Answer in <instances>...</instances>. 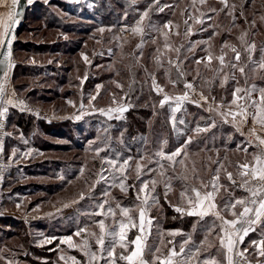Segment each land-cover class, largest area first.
I'll use <instances>...</instances> for the list:
<instances>
[{
    "label": "snow or ice",
    "instance_id": "1",
    "mask_svg": "<svg viewBox=\"0 0 264 264\" xmlns=\"http://www.w3.org/2000/svg\"><path fill=\"white\" fill-rule=\"evenodd\" d=\"M43 2L47 4L49 0ZM72 2L79 3L80 0ZM131 2L135 4L136 0ZM217 2L220 5L218 8L208 6L207 0H191L192 11L189 12L187 8L181 11V16L186 17L183 20V37L187 39V44L176 45L172 39L173 36H181L178 22L167 20L160 25L152 23L147 25V28L156 33L155 38L151 39V43L156 45L152 57L155 69L152 71L141 62L148 35L144 21L150 17L153 9L163 13L166 8L173 6L161 5L160 0H152L134 26L121 29L127 33L117 38L123 41L119 45L121 58L124 56L123 48L130 37L138 38L135 50L130 54L134 58V64L126 65L128 71L132 73L134 67L143 69L146 74L145 82L150 80V90L161 97L158 101L159 108L164 109L167 106L170 111L167 122L171 132L183 139L179 146L169 147V138L164 136L157 141V147L151 153H141L138 150L136 157L133 155L125 157L111 145L113 140L110 135L111 125L100 129L101 134H98L95 140L89 141L90 148L93 145H103L92 148L93 159L100 158L101 165L94 173L95 179L90 184L86 182L87 191H79L76 198L62 203V207L78 204L86 198L95 200L94 192L98 186L108 187L102 188L101 197L92 205L93 211L82 213L89 218L88 224L80 226L78 221L76 230L70 235L57 237L39 234L43 237L38 241L41 247L59 241L56 247L51 249L58 252L56 264H264V87L258 86L255 82L257 79L264 82V42L259 45V59H256L258 45L250 38L254 35L251 29L255 27L256 20L253 19L247 29L241 28L237 23L240 18L246 24L249 23L245 14L247 0H242L239 6L230 3L229 0ZM24 3L31 6L35 0H0V157L5 155L4 138L13 135L6 130L10 110L30 112L36 117L41 115L40 110L33 109L12 86V74L17 66L14 43L18 39L17 28L22 22ZM252 3L255 4V0H252ZM203 7H208V12L202 11ZM209 12L212 15H208ZM222 13L230 18V26L226 31L232 34L235 28L239 30V34L235 37L236 43L226 39L217 52L214 39L221 35V32L219 25L212 21L213 15L218 17ZM259 19L264 22V14L260 15ZM209 30L211 35L206 40L190 39L197 33ZM96 31L102 34L106 29L100 27ZM200 46H203L204 55L197 58L195 53ZM137 51L139 55H136ZM185 51L191 55H186ZM108 52L112 54V49L109 48ZM79 55L85 65L91 66L92 61L85 52L81 51ZM93 55L97 53L93 52ZM190 59L196 65L195 75L191 81L188 80L189 74L184 68L185 62ZM30 62L36 64L35 58ZM51 62L50 60L49 63ZM115 65L116 61H113L109 70L119 76L120 71ZM201 66L214 74L211 79L203 80ZM158 72L164 74L166 83L163 85L157 79ZM237 72L244 80V86H239ZM76 79L81 85L79 105L77 106L71 99L67 100V104L78 114L74 112L70 117L58 118L80 120L85 115L93 113H99L109 121L125 118L124 114L132 107L127 103L128 92H124L119 98L116 93H111L110 103L97 108L94 102L100 95L103 85H96L95 93L88 95V103L85 105L82 85L88 79V72L85 71L83 77L78 75ZM197 80H203V84L208 86L207 95L203 87L197 90ZM217 80L219 86L225 90L230 80L236 82L237 86L231 91L230 100L221 97L218 102L211 94L212 86ZM112 83L123 91L124 85L119 81L114 80ZM135 83V74L132 73L129 92ZM181 84L183 90L180 92L170 93L166 90L168 86L175 90ZM189 103L207 113L206 117L200 116L195 121L194 127H189L186 119L185 106ZM153 107L155 108V105ZM223 125H230L234 133L243 137L234 150L225 147L223 156L219 148H213L211 150L213 154L205 156H201V153L207 152V147L200 149L199 152L189 151L190 145L198 142L202 135ZM13 128L15 129V125ZM234 133L228 135L229 141L234 139ZM123 136L124 132H121L116 138L121 145L124 144ZM20 139L25 145L28 144L23 133L20 134ZM141 139L147 144L146 137L142 136ZM229 151L239 154L235 161L229 158ZM34 152L32 148L26 151L18 147L11 148L7 160L0 159V183L5 179V171L13 163L18 164L22 159L32 156ZM101 153L105 155L101 157ZM86 168V163L80 167L77 180L85 175ZM130 178L135 183L129 184ZM60 179L63 180L64 177L61 176ZM222 179H226L227 185L222 183ZM174 181L181 184L179 202L175 204L168 200L169 193L173 192ZM68 183L71 184L72 181L69 180ZM161 185L164 189L163 198L177 214L181 217L196 218L192 225L193 233L199 227L205 226L203 238L198 243L193 239L192 233H185L179 228L166 232L157 228L156 238L159 243L149 245L154 221L150 213L153 207L159 206L158 188ZM112 188H118L124 195H127L130 189L134 190L133 206H123L112 195L110 191ZM236 190L243 194L237 196ZM222 192L225 195H221ZM16 207L20 208L21 204H17ZM36 210L33 209V212ZM209 217L212 218L210 224L206 220ZM250 234H258V238H250L247 245L242 247L245 245V238L250 237ZM176 237L182 239L177 242ZM61 245L66 248H62ZM212 250H215V255ZM72 251L79 253L80 258L71 254ZM5 252L10 253L12 258L5 255ZM249 253L254 258L250 257ZM14 257L15 253L11 249H0V264H19Z\"/></svg>",
    "mask_w": 264,
    "mask_h": 264
},
{
    "label": "rangeland",
    "instance_id": "2",
    "mask_svg": "<svg viewBox=\"0 0 264 264\" xmlns=\"http://www.w3.org/2000/svg\"><path fill=\"white\" fill-rule=\"evenodd\" d=\"M260 1L264 3V0H257L258 4L256 2L255 4L251 2L250 6L257 8V6H260ZM151 2L152 0H136V3L132 4L131 0H80L79 3H74L71 0H50L45 4L43 0H38L35 4L31 5L32 10L27 15V19L24 22V31L18 35L19 43L15 50V58L17 62L19 61L22 64V66L21 68H16V73L19 74L20 72H24L25 74H31L34 69H37V71L33 72L31 75L20 76L14 82H24L22 90H18V93L22 98L27 100L28 104L33 109H39L41 115L40 117H36L30 112L22 113L17 109L10 110L12 121L11 123H7V131L12 132L13 135L5 138L4 160H7V155L10 154L11 148L13 147H18L22 151L32 148L35 152L32 156L22 159L18 164L13 163L7 169L1 187L2 192L0 191V197H2L3 200V205L2 207L0 206V209L7 214L6 217L0 221V249H11V251L15 253L14 258L19 261V264H56L58 252L52 251L51 249H54L59 241L56 240L53 241L51 245H44L41 247L39 246L38 241L43 237L39 234L43 233L44 236L57 237L69 235V233H73V229H76L78 221L80 226L89 223V218L82 215V213L93 211V203L97 202L101 197L102 188H107L108 186H98L94 192L95 200L86 198L78 204L70 205L67 208L62 207V203L76 198L79 191H87L86 182L90 184L92 180L95 179L94 173L98 171L101 166L100 158L93 159V151L89 152L84 149H79L77 146L90 148L89 141L95 140L97 135L101 134L99 130L104 126L111 125V127H113L112 134L117 135V138L120 136L121 132H124V129H121L119 125L124 119H113L109 121L99 113H93L91 115H85L80 120L64 118V121L68 122L66 132L70 136L66 137L57 128L58 125H53L54 129L48 128V130H44V126L41 127L35 123L25 127L24 123L27 120L25 114L34 116L32 122H35V119L39 118L51 120L56 117H70L74 112L78 114V112H76L71 106L69 108L67 107L66 110H63V107H61L57 111H54L53 106L56 101H59V99L55 97V93L69 90L73 97H75V102L78 106L80 102L81 85L76 77L78 75L83 77L85 71L88 72V79L82 85L85 105L88 103V95L90 93H95V87L97 84L103 85L100 95L94 102L97 108L105 107L110 103L111 93H116L118 98L123 96L124 92H126L125 89L127 88L129 90L128 86L131 80L129 81V78L120 80L119 78L121 77V74L117 76L118 81L124 85V89L121 91L114 83H112L114 80L105 77L109 72L107 65L110 62H113L118 53L117 49H119V45L123 43L121 39L117 38L123 37L127 34L122 32L121 29L134 26L139 19L140 14ZM213 2H216V0H207V5L211 7V4L209 3ZM229 2L235 3L239 6L242 0H229ZM160 3L161 5L169 4L173 6L171 8H166L161 15H164V13L169 11L171 16L175 15L177 18L180 16V5H176V0H160ZM188 3L191 5V0H188ZM187 9L189 12L192 11L191 6ZM201 10L208 12V7H203ZM110 11L118 14V16H112L109 14ZM127 11L129 14H126ZM152 14L153 16H156L155 14H160V12L153 9V11L150 12V16ZM106 15L110 16L109 18L112 19L116 18L119 25L116 28L109 25H100V22L103 21L102 18ZM153 16L152 18H154ZM54 17H58L60 23L64 24L67 28L69 27L71 31L57 28L56 23H53ZM185 18L186 17L183 16L182 21ZM147 20L148 19L146 18L144 21L146 28L148 25ZM155 22L154 19L152 24H155ZM205 26H207V24ZM77 27L88 31L85 34L82 33L83 31L76 32L74 29ZM100 27L106 29L102 34L96 31L97 28ZM109 28L112 30L107 31ZM133 39H135L134 43L136 45L138 38L130 37L129 41ZM50 41L53 42L50 44L51 46L58 47L59 49L64 47L68 48V46L72 47L77 42L81 45L83 50L88 51L85 53L92 61L91 66L85 65L81 57H79L81 60V63H79L80 65L70 68L69 72L65 71L62 69V64L65 58L63 54L58 55L57 53L48 50L42 53L38 51L41 44L40 42ZM97 41L100 42L98 43ZM109 48L112 49V54H109ZM80 52H78V54H80ZM93 52L97 53V55H93ZM100 53H102V55ZM32 58H35L36 64L30 62ZM255 58L259 59V54H257ZM50 60L52 61L51 63H49ZM97 65H100L101 67H97ZM51 68H53L54 71L49 70ZM236 76L237 79L240 78L239 72L236 73ZM60 79L61 81L66 80L64 83H61ZM239 81V86H244V80L242 79ZM229 83L230 84L227 87L229 90L226 88L228 92L226 91L225 94H230L237 86L235 81L230 80ZM167 90H170V93L173 91L180 92L183 90V85L181 84L180 87L175 90L172 88ZM28 91H31L32 94L25 97V93ZM36 94L50 96L53 101L43 102L37 100L35 98ZM205 94L207 95L206 92ZM160 98L161 97L158 98V101ZM230 99L231 95L228 100ZM127 103L132 105L130 97L127 98ZM185 107L187 121L189 124L192 123L195 125V121L203 115L199 113L197 118L192 120L189 118L192 110L189 109L188 106ZM53 113H55V116H53ZM205 115L207 116L206 112ZM124 117L126 118V113L124 114ZM17 119L21 120L23 126L18 127L14 124V121ZM13 125H15V129L13 128ZM148 126L150 127L151 125L149 124ZM229 127L231 126L229 125ZM21 133H23V137L27 139V145H25L20 139ZM233 133L234 131L230 134ZM173 135V141L179 140L174 133ZM228 135L224 136L226 140H228ZM89 136L91 137L88 138ZM211 138L212 137L209 138V135H207L206 139L211 141ZM242 140L243 137L241 138L238 133H234L233 141L236 144L240 143ZM115 141L118 143L117 139ZM93 146L103 145L98 144ZM122 146L124 147L125 143ZM155 149L156 148H153L152 151ZM104 155L105 153H101V157ZM88 157H91V161L95 160L97 166H95L96 164L93 165L91 162L88 164ZM85 163L87 164L86 169L93 171V173L88 176L84 175L81 179L77 180L76 177L79 175V169L84 166ZM75 171L76 173H74ZM72 173L76 174L75 178L69 179L68 174ZM61 176L64 177L63 180L60 179ZM69 180L72 181L71 184L68 183ZM222 182L225 185L228 183L226 179H222ZM128 183L132 184L135 183V181L133 180L132 183L128 181ZM53 191L55 193L48 197ZM110 191L116 200H118L123 206H133L135 203V191L132 189L129 190L127 195L121 193L118 188H112ZM45 197L48 198V200L46 199L47 201L43 200ZM17 204H21V207L17 208ZM160 207V204L158 207H153L150 215L152 216V212L159 210ZM69 208L70 210L68 212L59 215L58 219L51 223V216L48 215L49 212L54 211L63 213ZM33 209L37 210L33 212ZM57 209H60V211H57ZM194 222L195 221H193V223ZM157 228H153L154 233L152 232L153 237L149 238V245H154L157 241ZM160 230L164 232L167 231ZM134 231L135 230H133V232ZM182 231L185 233H192L193 239L197 241V243L204 235V230L200 231V229L194 233L192 228L188 231ZM130 235L132 234L130 233ZM74 239H76V237H74ZM181 239L182 237H176L177 242ZM158 243L159 241L156 244ZM61 247L66 248L64 245H61ZM47 251H52V255L49 259L48 256L45 255L48 254L45 253ZM71 254L77 255V257L80 258V254L75 251H72ZM5 255L12 258L8 252H5Z\"/></svg>",
    "mask_w": 264,
    "mask_h": 264
},
{
    "label": "trees",
    "instance_id": "3",
    "mask_svg": "<svg viewBox=\"0 0 264 264\" xmlns=\"http://www.w3.org/2000/svg\"><path fill=\"white\" fill-rule=\"evenodd\" d=\"M37 1L38 0H36L35 3ZM247 2L248 3H246V6H245V14L248 16L249 23L246 24L242 18L238 19L237 23L240 25L241 28L247 29L250 27L251 21L253 19L256 20L255 27L251 29V32L254 33V35L250 36V38L255 40V42L258 45V50L255 54V56H256L257 54H259V45L262 42H264V22H262L259 19L260 15L264 14V3L262 1H260L259 2L260 6H257V8H254V7L250 6V4L252 2L251 0L247 1ZM255 2L258 4L257 0H255ZM209 4H211V7H217V8L220 7L217 0H216V2L209 3ZM176 5H180V9H179L180 16L178 18L175 15L171 16V13L169 11H167L166 13H164V15H161V13H160V14H155L156 16H153V14H152L149 18H147L148 19L147 21L149 24V23H153L154 19H155V21H156L155 24H157V25H160V24L166 22L167 20H173L174 22H178L180 24L181 36L180 37L173 36L172 39L176 45H179L180 43L187 44V42H188L187 39H185L183 37L184 24L182 21L183 16H181V11L185 8H188L190 6V3H188V0H176ZM31 10H32V7L28 5V7L26 9L25 18L23 21V27H22L21 32L24 31V26H25L24 22L27 19V15L30 13ZM109 14H111L112 16L116 15V17L118 16V14L112 13V11H110ZM126 14H129V12L127 11ZM208 15H212V13L209 12ZM237 15H239V12H237ZM152 16L154 18H152ZM109 17L110 16H107V15L104 16V18H102L103 21L100 22L101 23L100 25H109L113 28H116L119 25L116 18L112 19ZM212 22L219 25V31L221 32V35L215 37V39H214L215 50L217 52L219 51L220 45L226 39L232 43H236L235 37H236V35L239 34V30L233 28L232 34H229L226 31V29L230 26V18L229 17H227L223 13L220 14V16H218V17L213 15V21ZM53 23H56V27L61 29V30L67 29V30L71 31L69 29V27L67 28L64 24L60 23V19L58 17H54ZM67 30H65V31H67ZM74 31H76V32L83 31L82 33L85 34L88 30H82L81 28L77 27L76 29H74ZM172 31L174 32L175 29H172ZM146 32L148 33V35L146 36V43H145L144 48H143L144 56H143L141 62L149 68V71H152L155 69V65L153 63L152 57H153V54L155 52L156 45H153L151 43V39L155 38L156 33L152 32L151 29H149V28H146ZM209 35H211V30H209L208 32H204V33H197V34L193 35L192 37H190V39L193 41L206 40ZM18 39H17V42L15 44L14 51L17 49V45L19 43ZM161 41H162V38H161ZM134 42H135V39H133V40L129 41L127 44H125V46L123 48V52H124L123 58H121V55H120L121 49L119 47V49H117L118 53L113 60V61H116L115 67L117 69H119V71H120V74H121V77L119 78L120 80H124V79L129 78V81H130L132 79V73L135 74V80H136V83L133 85L132 91L129 92V90L127 88L125 89V91L129 93L128 97H130V101L132 102V107H130V109L126 112V118H124L123 122H121L119 124L121 129H124V136H123L124 143H125L124 147L115 141L117 138V135L112 134L113 127L110 128V135L113 137L111 145L113 146V148L117 149L122 154H124L125 157L127 155H133L134 157H136L138 150L141 153H143V152L149 153L150 151L153 150V148L157 147V141L159 139L163 138L164 136H167L169 138V142H170L169 147L179 146V142H181V140L183 139V138H179V140L173 141L174 135L171 132L170 126L167 122L170 111L167 108V106L164 109H160L159 104L157 105L159 97L153 91L150 90V87H149L150 80L148 82H145L146 74L143 71V69L139 68V67H134L132 70V73H130L128 71L126 65L134 64V58L130 55L135 50V46H134L135 43ZM40 43L41 44H40L39 49H38L39 52L42 53V52L48 50V51L55 52L58 55L63 54L65 56L63 64H62L63 65L62 69H64L67 72L70 71V68L80 65L79 63H81V60L79 58L80 55L78 54V52H80L81 50L83 52H86V53L88 52L87 50H83L81 45L78 44L77 42L72 47L68 46V48L64 47L62 49H59L58 47H55V46H51L50 44L53 43L52 41L40 42ZM113 48H116V47H113ZM202 48H203V46H200L197 49V51L195 53L197 58L204 55ZM185 54L191 55V54L187 53L186 51H185ZM136 55H139L138 51L136 52ZM245 59H246V57H245ZM112 64H113V62H110L107 65V68H109V66ZM21 66H22V64L18 61L16 68H21ZM46 67H48V66H46ZM49 67H51V66H49ZM16 68L14 69L13 74H12V80H13L12 84L18 92V90H22V88L24 86V82L23 81L14 82V81L17 78H19L20 76L22 77L24 75L33 74V72L37 71V69H34L31 74H27V73L25 74L24 72H20L18 74V73H16ZM184 68H185V71L188 72V74H189L188 80L191 81L193 76L195 75V69H196L195 63L193 62V60L190 59V60L185 62ZM49 70L54 71L53 68H51ZM200 72L202 74L203 80L211 79L212 76L214 75L212 72L207 71L202 66L200 67ZM45 77H47V76H45ZM105 77L109 78L110 80H117L118 81L117 76L115 79V72L114 71L109 70L108 74H106ZM173 77L175 78V71H173ZM157 79L162 85L166 83L163 72L157 73ZM65 80L61 81V79H60L61 83H64ZM203 80H197L196 81L197 90H200L201 87H203V90L208 94V86L203 84ZM239 80H242V78L240 77ZM255 82L257 83L258 86L264 87V82H262L261 80L257 79ZM229 84L230 83H228L225 87L227 88L229 86ZM108 89H110V88H108ZM167 89H171V86H168V88H166V90ZM227 89L225 90V88H221L219 86V81L217 80L215 82L214 86H212L211 94L217 98V101H220L221 97H226L227 99H229L230 94L229 93L225 94L226 91L228 92V90H229V89L228 90ZM167 91H170V90H167ZM31 94H32L31 91H28L25 93V97L30 96ZM55 97H57L59 99V101L55 102V104L53 106L54 111H57L61 107H63V110H66L67 107L69 108L70 105L67 104V100H69V99H71L75 102V97H73L72 93L69 90H65L61 93H55ZM35 98L37 100H40L43 102L53 101L52 98H50V96L48 97L44 94H36ZM153 105H155V108L153 107ZM186 106H188V108L192 110L190 113V117H189L190 119L194 120L195 118H197L199 113L206 117L203 109L197 108L195 105H192V104H186ZM154 112H155V115H154ZM162 115H163V117H162ZM25 117H27V120L24 123L25 127H28L29 125H32L33 123H35L36 125H39L41 127L44 126L43 127L44 130H48V128L54 129L53 125H58L57 128L60 130V132H62V134L65 135L66 137H70L69 134L66 132V127H67L68 122L64 121V119H60L58 117H56L55 119H51V120H45V119L39 118V119H35V122H32V120H34V116L25 114ZM11 121H12V117H11V113H10L9 118H8V122L11 123ZM14 124L18 127L23 126V123L19 119L15 120ZM149 124L151 125L150 127L148 126ZM194 126L195 125H193L192 123L189 124V127H194ZM104 127H107V126H104ZM233 131L234 130L231 127H229V125L218 126L216 129L212 130L211 132H209L205 135H202L198 139V142H194L192 145H190L189 151L193 152V153L199 152L202 147H203L202 149L207 147L208 151L205 153H201V156H205V155L213 154L211 151L213 148H219V149H221V156H223L224 155L223 150L225 147H227L230 150H234L236 148V143L233 140L229 141V140H226V138H224V136L230 134ZM138 134H140V135H138ZM207 135H209V138L212 137L211 141H208L209 139H206ZM142 136L147 138V144H145L144 141L141 139ZM90 137L91 136H89L88 138H90ZM213 137H215V140H213ZM66 147H68V146H66ZM77 147L79 149H84V150H87L89 152H92L93 151L92 148H94V146H92L91 148H86V147L83 148L82 146H77ZM228 155H229V158L231 160L235 161L238 158L239 154H234L233 151H229ZM90 158L91 157H88L87 163L89 164V162H91V163H93V165L96 164L95 166H97V162L95 160L91 161ZM229 170H231V169H229ZM74 173H76V171ZM74 173L68 174V178L74 179L75 175H76ZM91 173H93V171L86 169V172H85L86 176L90 175ZM132 181H133V179L130 178L129 182L132 183ZM180 190H181V184L179 182L174 181L173 182V192L169 193V197H168V200H170L173 204L179 202ZM163 191H164V189H163V186L161 185L158 188V193L160 194V203L159 204L161 207L159 210L152 212V217L154 218V227L153 228L155 229V227L157 228L159 226L158 228L162 229V230H170V229H177V228L184 230V231L190 230L192 228V225L196 222V218L187 217V216L181 217L179 214H177L174 211L173 207H171L169 205L168 201H166L163 198ZM53 193H55V192L53 191L52 193H50L48 195V197H50V195H53ZM235 194L237 196L241 195V194L239 195V193H237V192H235ZM221 195H225V194L222 192ZM46 199L48 200V198H46V197L43 200L47 201ZM5 217L6 216H2L0 218V220H2ZM173 217H175V219ZM206 220H207V223L210 224L212 218L209 217V218H206ZM193 221H195V222L193 223ZM199 229H200V231L204 230L203 232H205V226L199 227L197 229V231ZM152 235H151V237H153ZM157 242H158V240L155 243L154 242L153 243L156 244ZM45 253H48V254H45L48 256V259L52 255V251L45 252Z\"/></svg>",
    "mask_w": 264,
    "mask_h": 264
},
{
    "label": "crops",
    "instance_id": "4",
    "mask_svg": "<svg viewBox=\"0 0 264 264\" xmlns=\"http://www.w3.org/2000/svg\"><path fill=\"white\" fill-rule=\"evenodd\" d=\"M70 1V0H69ZM72 1V0H71ZM44 118V117H43ZM45 119V118H44ZM45 120H49V119H45ZM7 123H8V121H7ZM6 130H7V126H6ZM245 131H247V129H245ZM6 138V137H5ZM4 138V139H5ZM3 158H4V156H3ZM6 175V174H5ZM3 183V182H2ZM2 183L0 184V191L2 192ZM237 193H239V195L241 194H243L242 192H239V191H236ZM2 205H3V200H2V197H0V206L2 207ZM70 210V208L69 209H67L66 211H64L63 213H60V212H49V213H51V215H49V216H51V223L52 222H54L55 220H57L58 219V216L59 215H61V214H64V213H66V212H68ZM0 213H2V214H0V218L2 217V216H6L7 214H6V212H4L3 210H1L0 211ZM1 221V220H0ZM76 230V229H75ZM75 230H73V232L75 231ZM72 234V233H71ZM204 234V233H203ZM69 235H70V233H69ZM256 239V238H258V234H250V237H246L245 238V245H242V247H244V246H246L247 245V242H248V240L249 239ZM213 251V254L215 255L216 253H215V250H212ZM47 252H49V251H47ZM249 255H250V257H252V254L251 253H249ZM252 258H254V257H252Z\"/></svg>",
    "mask_w": 264,
    "mask_h": 264
},
{
    "label": "water",
    "instance_id": "5",
    "mask_svg": "<svg viewBox=\"0 0 264 264\" xmlns=\"http://www.w3.org/2000/svg\"><path fill=\"white\" fill-rule=\"evenodd\" d=\"M28 5L26 3L23 4L22 6V11H23V18H22V22L21 24L18 26L17 28V36L20 34L21 30H22V27H23V21H24V18H25V13H26V9H27ZM17 42V41H16ZM16 42L14 43V47H15V44Z\"/></svg>",
    "mask_w": 264,
    "mask_h": 264
},
{
    "label": "built area",
    "instance_id": "6",
    "mask_svg": "<svg viewBox=\"0 0 264 264\" xmlns=\"http://www.w3.org/2000/svg\"><path fill=\"white\" fill-rule=\"evenodd\" d=\"M0 159H3L4 160V158L3 157H0ZM5 161V160H4ZM7 171V170H6ZM6 171H5V173H6ZM1 184V183H0ZM241 192V191H240ZM0 211H1V209H0Z\"/></svg>",
    "mask_w": 264,
    "mask_h": 264
}]
</instances>
